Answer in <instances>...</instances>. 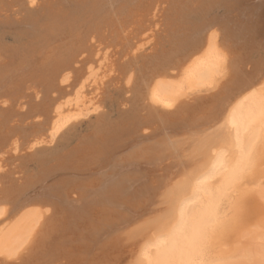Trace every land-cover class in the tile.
<instances>
[{
	"label": "bare ground",
	"instance_id": "1",
	"mask_svg": "<svg viewBox=\"0 0 264 264\" xmlns=\"http://www.w3.org/2000/svg\"><path fill=\"white\" fill-rule=\"evenodd\" d=\"M0 1V262H264V0Z\"/></svg>",
	"mask_w": 264,
	"mask_h": 264
},
{
	"label": "rangeland",
	"instance_id": "2",
	"mask_svg": "<svg viewBox=\"0 0 264 264\" xmlns=\"http://www.w3.org/2000/svg\"><path fill=\"white\" fill-rule=\"evenodd\" d=\"M162 1L165 2L164 0H162ZM2 6H3V2L0 1V8ZM157 16H158V13H157ZM157 16L153 17L152 14L149 15L148 17H150V19L147 21V24H148V26L151 29L152 28L154 29V24L157 25V27L155 26V29H156L155 32H160L162 30V28H163L162 26H164V24H163V16H160V18H159L160 20H157L158 19ZM6 36H5L6 37L5 40L7 42H10L11 39H10L9 35L6 34ZM109 55H111V53H109ZM115 75L116 74L110 76V78H114ZM110 78L108 77V78H106V80L107 81L111 80ZM113 81L116 82V86H121V88H122L123 79H120V81L118 83H117V80H113ZM94 85H92V86H94ZM90 87H91V85L88 88H90ZM114 96L116 97L115 100H114L116 102L115 108L118 109L119 107L120 108H123V107L126 108L127 104L126 105L123 104V103L126 102L124 99L126 97H128V96H131V94H129V92L123 91V92H121V94L118 92ZM117 109H115V110H117ZM103 110H106V109L102 108L101 111H103ZM87 121H88L87 119L84 120V121H81V123L78 124L77 127L74 130H72V132H74L75 134H82V135L87 134V130H89V127L93 124L94 120H90L89 122H87ZM23 154H25V152L19 150L18 153H17V156H21ZM4 157H5V155H4ZM10 162L11 163L9 164V166L11 165L12 171L16 172V174L13 175V177H14L13 179L15 180L17 178H20L19 181L12 180V183H15V182H18V184L21 183L22 182L21 177L25 178L27 176V174L32 173L33 169H31V168H34L33 163L31 161H26V159L24 160V159H21V158L20 159L17 158L15 160L10 161ZM256 205H257L256 210H254L255 211L254 213L252 212L251 216L249 217V220L251 221V223H257V224L261 223V222L264 223V203L259 202ZM253 218L256 219L258 222L256 220H253ZM44 223L46 224L47 221L44 222ZM39 228H40V230L42 229L41 226ZM40 230H39L38 234H40ZM38 237H39V235H38ZM37 240H38V238L35 240L36 241L35 243L32 242V244H30L27 248H25L21 252V257H19L15 261H11L9 264H45V263L52 264L49 261L48 262H44V263L41 262V261H43V259L39 258L40 250H39V248L36 249L37 247H35L36 244H37ZM261 262H260V264H261ZM0 264H4V262L1 261ZM262 264H264V262H262Z\"/></svg>",
	"mask_w": 264,
	"mask_h": 264
}]
</instances>
